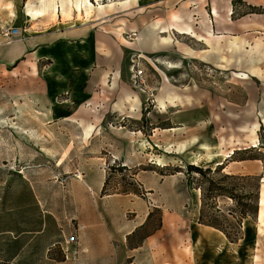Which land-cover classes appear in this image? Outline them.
<instances>
[{
  "label": "rangeland",
  "instance_id": "374dc122",
  "mask_svg": "<svg viewBox=\"0 0 264 264\" xmlns=\"http://www.w3.org/2000/svg\"><path fill=\"white\" fill-rule=\"evenodd\" d=\"M66 1L41 5L39 0H0V41L92 27L62 49L71 65L70 78L86 83L84 104L61 106L65 92L54 99L45 88L36 93L28 72L23 95L0 97V264H65L59 261L81 229L72 218L76 213L112 195H129L146 204L170 202L171 187L177 197L180 187L195 190L202 222L225 230L234 244L244 234L250 238L238 264H264V224L257 220L258 202L264 199V0H229V15L226 0H91L98 8L121 1L133 5L102 24L78 15L73 5L78 0L62 12ZM51 2L55 10L48 7ZM213 3L222 27L212 16ZM39 10V16H30ZM172 13L193 33H158ZM202 22L214 36L223 37L214 53L192 36L204 34ZM8 28L18 29L19 35L6 39L2 32ZM86 37L92 44H83ZM232 37L243 45L230 52L227 38ZM169 39L172 45L164 46ZM186 48L197 55L184 54ZM202 54L225 67L205 61ZM19 61L29 66L33 57L25 54ZM49 63L51 58L43 60ZM115 67L120 79L108 90ZM251 69L259 70L253 74ZM137 71L141 75L135 76ZM127 93L139 97L137 116L113 110ZM169 93L189 97L176 113L174 101L165 106L160 100ZM88 101L96 103L98 121L92 112H84ZM218 144L222 156L192 164L202 145L216 152ZM189 165L201 173L190 171ZM87 186L98 192L90 194ZM176 199L172 204L180 202ZM250 210L252 214H244ZM143 227L133 234V243L160 227L158 210L150 212Z\"/></svg>",
  "mask_w": 264,
  "mask_h": 264
},
{
  "label": "crops",
  "instance_id": "0c3cea01",
  "mask_svg": "<svg viewBox=\"0 0 264 264\" xmlns=\"http://www.w3.org/2000/svg\"><path fill=\"white\" fill-rule=\"evenodd\" d=\"M225 3V9L229 15V0H226ZM127 4L128 2L121 1L102 5L101 8L94 7L87 18L91 23L102 24L107 17L131 9L133 5ZM218 12L217 5L213 3L212 16L216 19L217 26L222 27L224 22H222V18L220 19ZM228 15L224 21H228ZM201 25L204 34L192 36L196 37L197 41H203L214 53V46L217 47L219 39L223 37L214 36L213 29L211 26H206L205 22H202ZM90 29L92 27L84 26L79 30L72 28L59 32L52 31V35L35 36L24 41H0V97L4 94L23 95L27 91L29 79H31L34 82L36 93H42L45 88L50 93L49 96L54 99L57 94L65 92L66 98L61 106L70 102L84 104L87 98L84 92L86 83L82 84L70 78L71 65L66 52H63L62 49L72 46L74 36L89 32ZM115 31L119 38L122 28ZM52 37L55 40L51 44L47 43ZM90 39L91 37L82 41L83 44H92ZM172 42L169 39L168 44L164 46L169 47ZM239 45L241 46L243 43H240L237 38H227L226 49L228 51L232 52ZM182 51L187 55H197L187 48ZM25 54H30L33 57V62H28L29 66L20 65L19 60ZM200 57L220 68L225 67L216 60L213 62L214 57L211 55L202 54ZM47 58H51V63L43 64V60ZM26 72L30 74L29 79ZM111 75V86H105L107 75L103 76L101 81V85L108 90H113L120 79L118 67L114 68ZM124 98L123 102L113 106V110L120 114L131 111L137 116L140 107L137 94L127 93ZM175 99H180V101L177 102ZM188 99L189 97L186 95L171 93L160 97L165 106H167L166 104L171 105V100L177 104L178 108L174 113L179 110L180 105L188 102ZM87 103L89 106L84 112H92L95 115L96 103L91 101ZM162 112L164 113L161 111L156 114L162 115ZM94 118L98 121L97 115ZM186 146H196V144L187 143ZM201 148L203 152L198 157L191 158L192 164L197 162L199 157H214L220 151L219 144L216 152L208 145H202ZM86 190L90 194L98 192V189L90 186H87ZM145 190L149 192L147 194H152V189ZM170 190L172 194L168 198L171 201L161 202L159 205L155 202L146 204L144 200L132 198L129 195H112L102 202L90 203L86 210L84 209L82 213L78 212L72 217L81 229H78L75 244L66 248L63 262H59L65 264H238V259H242L244 256V245L250 238L248 237V239L244 234L237 245L230 243L218 230L198 222L200 199L195 190L188 188L183 190V187H180V191L176 190L179 197L175 195L174 188L171 187ZM183 193L184 198L181 199L180 195ZM176 198L180 202L174 205L172 203H175ZM154 209L158 210L160 227L145 235L139 242L133 243V234L144 228L146 219Z\"/></svg>",
  "mask_w": 264,
  "mask_h": 264
},
{
  "label": "bare ground",
  "instance_id": "6f19581e",
  "mask_svg": "<svg viewBox=\"0 0 264 264\" xmlns=\"http://www.w3.org/2000/svg\"><path fill=\"white\" fill-rule=\"evenodd\" d=\"M44 1L45 0H39L41 5L44 4ZM96 1L99 2L100 0H96ZM67 5H71V0H67L65 3H63V2L61 3L60 7H61V11L62 12L66 8ZM73 5H74L75 11L77 12L78 15H81L82 13H84V15L87 16V15H89L90 12H92L91 10L94 9V6L90 2V0H78ZM48 7L49 8L51 7L54 10L56 8L55 4L53 2L48 3ZM28 9H29V7H28ZM42 12H43V10H39V11H36L34 15H31L30 14L31 12H29V14H30V16H39L40 13H42ZM169 29L175 31L178 34L188 35V34H192L193 33L192 27L190 25H188V24L183 23L181 18H180V16L178 14H175V13H172L170 15L169 24L167 26H158L157 27L158 33H162V34L166 33V32H169ZM146 36H150V35H146ZM259 45H260V42H258L256 44V48H258ZM248 63L251 65L253 63V60L250 59V61H248ZM257 71H254V70L251 69V73H253V74H256ZM262 120H264V114H262ZM220 155L222 156L221 151H219V154L216 155V156H220ZM201 158L207 160V162L214 161V157H200V158H198V160L200 159V161H201L202 160ZM196 163L197 162H195L194 165ZM217 165H220V163H218ZM257 220H258L259 224H261V225L264 224V199H261L259 201V211H258V214H257ZM260 231H262V230H260Z\"/></svg>",
  "mask_w": 264,
  "mask_h": 264
},
{
  "label": "trees",
  "instance_id": "16d2710c",
  "mask_svg": "<svg viewBox=\"0 0 264 264\" xmlns=\"http://www.w3.org/2000/svg\"><path fill=\"white\" fill-rule=\"evenodd\" d=\"M238 1H240V0H238ZM251 9H253L254 7H250ZM248 13H254L252 10L250 11V12H248ZM241 16H244V14H242ZM188 169L190 170V171H194V172H196V173H201V169H199V168H197V167H194V166H192V165H189L188 166ZM102 195H104V193H103V190H102ZM259 203V202H258ZM252 210V209H251ZM244 211V214H247V212H249V213H253V211ZM149 216H150V214H149ZM148 216V217H149ZM199 222L200 223H202V224H205V225H208V226H210V227H213L214 229H217V230H219L220 232H222L225 236H226V238L229 240V242L230 243H233V239H231V237L229 236V234L227 233V232H225V230H223V229H221L220 227H218L216 224H214V223H204V222H202V216L200 215V217H199Z\"/></svg>",
  "mask_w": 264,
  "mask_h": 264
},
{
  "label": "built area",
  "instance_id": "2783aa9c",
  "mask_svg": "<svg viewBox=\"0 0 264 264\" xmlns=\"http://www.w3.org/2000/svg\"><path fill=\"white\" fill-rule=\"evenodd\" d=\"M2 35L3 37H5L6 39H12L14 37H17L19 35V32H18V29L16 28H8V29H5L3 32H2ZM141 75V72L140 71H137L135 73V76H139Z\"/></svg>",
  "mask_w": 264,
  "mask_h": 264
}]
</instances>
